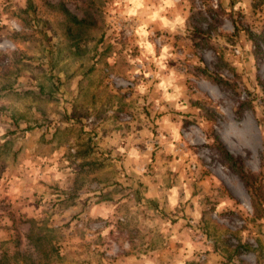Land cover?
I'll list each match as a JSON object with an SVG mask.
<instances>
[{
  "label": "rangeland",
  "instance_id": "obj_1",
  "mask_svg": "<svg viewBox=\"0 0 264 264\" xmlns=\"http://www.w3.org/2000/svg\"><path fill=\"white\" fill-rule=\"evenodd\" d=\"M0 264H264V0H0Z\"/></svg>",
  "mask_w": 264,
  "mask_h": 264
},
{
  "label": "trees",
  "instance_id": "obj_2",
  "mask_svg": "<svg viewBox=\"0 0 264 264\" xmlns=\"http://www.w3.org/2000/svg\"><path fill=\"white\" fill-rule=\"evenodd\" d=\"M224 157H225V159H226V161L228 162V164H229V166L231 167V168H234V169H241L240 171H239V176H240V178H241V180H244V182L246 183V185L248 186V181H251V180H249L248 178L249 177H252L251 175H248L246 172H244L243 170H242V166H238L237 164H236V162H237V160L235 159V158H233L230 154H229V152L228 151H226V150H224ZM238 166V167H237ZM248 180V181H247ZM253 184H252V182L250 183V185L249 186H252Z\"/></svg>",
  "mask_w": 264,
  "mask_h": 264
}]
</instances>
